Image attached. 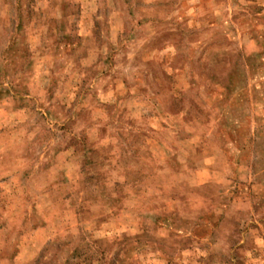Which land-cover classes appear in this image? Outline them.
Returning a JSON list of instances; mask_svg holds the SVG:
<instances>
[{"label":"rangeland","instance_id":"obj_1","mask_svg":"<svg viewBox=\"0 0 264 264\" xmlns=\"http://www.w3.org/2000/svg\"><path fill=\"white\" fill-rule=\"evenodd\" d=\"M0 264H264V0H0Z\"/></svg>","mask_w":264,"mask_h":264}]
</instances>
